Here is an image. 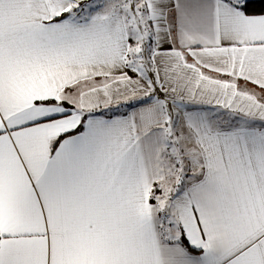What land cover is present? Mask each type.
Returning a JSON list of instances; mask_svg holds the SVG:
<instances>
[{"label":"snow or ice","instance_id":"snow-or-ice-1","mask_svg":"<svg viewBox=\"0 0 264 264\" xmlns=\"http://www.w3.org/2000/svg\"><path fill=\"white\" fill-rule=\"evenodd\" d=\"M0 264H264V0H0Z\"/></svg>","mask_w":264,"mask_h":264}]
</instances>
